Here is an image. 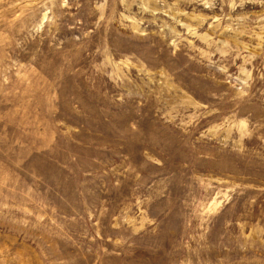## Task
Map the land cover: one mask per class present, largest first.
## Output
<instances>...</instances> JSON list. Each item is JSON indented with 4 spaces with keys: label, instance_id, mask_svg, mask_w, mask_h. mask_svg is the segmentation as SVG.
<instances>
[{
    "label": "rangeland",
    "instance_id": "rangeland-1",
    "mask_svg": "<svg viewBox=\"0 0 264 264\" xmlns=\"http://www.w3.org/2000/svg\"><path fill=\"white\" fill-rule=\"evenodd\" d=\"M0 264H264V0H0Z\"/></svg>",
    "mask_w": 264,
    "mask_h": 264
}]
</instances>
